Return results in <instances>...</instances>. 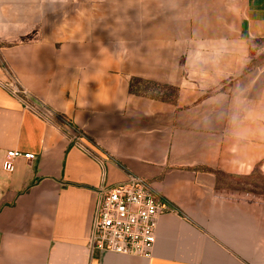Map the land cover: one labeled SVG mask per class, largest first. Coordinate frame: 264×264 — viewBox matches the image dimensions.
Instances as JSON below:
<instances>
[{
  "label": "crops",
  "instance_id": "0c3cea01",
  "mask_svg": "<svg viewBox=\"0 0 264 264\" xmlns=\"http://www.w3.org/2000/svg\"><path fill=\"white\" fill-rule=\"evenodd\" d=\"M82 8L0 0V264H264V0ZM129 177L173 210L152 255L92 252Z\"/></svg>",
  "mask_w": 264,
  "mask_h": 264
},
{
  "label": "built area",
  "instance_id": "2783aa9c",
  "mask_svg": "<svg viewBox=\"0 0 264 264\" xmlns=\"http://www.w3.org/2000/svg\"><path fill=\"white\" fill-rule=\"evenodd\" d=\"M14 94L29 105L27 90L17 89ZM38 105L48 119L59 118L46 106ZM7 155L10 160L35 159L33 154L19 151H11ZM172 211L143 178L129 177L126 182L113 187H101L89 247L92 252L148 258L156 243L158 217Z\"/></svg>",
  "mask_w": 264,
  "mask_h": 264
},
{
  "label": "trees",
  "instance_id": "16d2710c",
  "mask_svg": "<svg viewBox=\"0 0 264 264\" xmlns=\"http://www.w3.org/2000/svg\"><path fill=\"white\" fill-rule=\"evenodd\" d=\"M131 84H132V91L134 90L133 89V84H141L142 86L146 85V88L148 86V88L153 89L154 92H155V95L153 94V96L159 97L161 95V92H162V91H160V87L159 86L151 85L152 83L145 82V81H143L141 79H134V80H132ZM134 91H138V90H134Z\"/></svg>",
  "mask_w": 264,
  "mask_h": 264
},
{
  "label": "rangeland",
  "instance_id": "374dc122",
  "mask_svg": "<svg viewBox=\"0 0 264 264\" xmlns=\"http://www.w3.org/2000/svg\"><path fill=\"white\" fill-rule=\"evenodd\" d=\"M89 1H92V0H75L76 12L83 13L82 7H84V4L88 3ZM85 6H88V5H85ZM80 8L82 9L80 10ZM262 48H264V45L262 46ZM174 93H175V89H170V91L168 92L170 96H173Z\"/></svg>",
  "mask_w": 264,
  "mask_h": 264
}]
</instances>
